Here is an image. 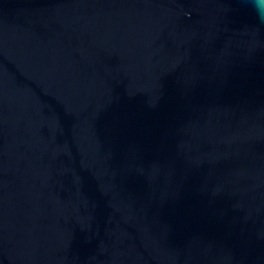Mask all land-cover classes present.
<instances>
[{"label": "water", "instance_id": "1", "mask_svg": "<svg viewBox=\"0 0 264 264\" xmlns=\"http://www.w3.org/2000/svg\"><path fill=\"white\" fill-rule=\"evenodd\" d=\"M0 264H264V0H0Z\"/></svg>", "mask_w": 264, "mask_h": 264}]
</instances>
